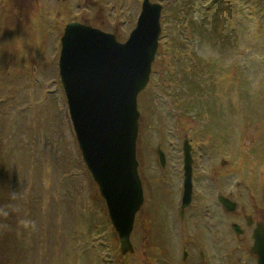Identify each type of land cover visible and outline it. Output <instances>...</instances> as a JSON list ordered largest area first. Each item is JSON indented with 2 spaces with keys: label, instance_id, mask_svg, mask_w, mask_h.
I'll use <instances>...</instances> for the list:
<instances>
[{
  "label": "rangeland",
  "instance_id": "374dc122",
  "mask_svg": "<svg viewBox=\"0 0 264 264\" xmlns=\"http://www.w3.org/2000/svg\"><path fill=\"white\" fill-rule=\"evenodd\" d=\"M141 1L0 0V264H257L247 217L264 225V0H152L163 9L137 98L144 202L133 252L119 251L67 115L58 57L67 22L123 41ZM185 137L193 196L180 217Z\"/></svg>",
  "mask_w": 264,
  "mask_h": 264
},
{
  "label": "water",
  "instance_id": "95a60500",
  "mask_svg": "<svg viewBox=\"0 0 264 264\" xmlns=\"http://www.w3.org/2000/svg\"><path fill=\"white\" fill-rule=\"evenodd\" d=\"M161 5L143 0L135 28L120 42L113 33L69 22L61 36L59 74L83 158L104 198L122 253L132 252L129 236L143 202L136 159L138 93L149 81L158 47ZM191 146L184 141L182 206L191 199ZM164 166V154L157 148ZM227 211L235 203L220 198ZM239 232L237 225H234ZM251 251L264 264V226L253 230Z\"/></svg>",
  "mask_w": 264,
  "mask_h": 264
}]
</instances>
